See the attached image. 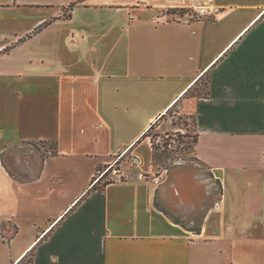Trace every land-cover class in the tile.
Wrapping results in <instances>:
<instances>
[{
	"label": "crops",
	"instance_id": "1",
	"mask_svg": "<svg viewBox=\"0 0 264 264\" xmlns=\"http://www.w3.org/2000/svg\"><path fill=\"white\" fill-rule=\"evenodd\" d=\"M174 107L222 187L199 233L148 179L143 134ZM29 140L57 153L18 179L6 154ZM126 153L125 179L86 193ZM0 264H264V0H0Z\"/></svg>",
	"mask_w": 264,
	"mask_h": 264
},
{
	"label": "rangeland",
	"instance_id": "2",
	"mask_svg": "<svg viewBox=\"0 0 264 264\" xmlns=\"http://www.w3.org/2000/svg\"><path fill=\"white\" fill-rule=\"evenodd\" d=\"M191 10V11H190ZM170 9L168 14L184 15L187 11L195 13L197 9ZM210 15H203L209 17ZM207 78L202 77L197 88H202ZM173 124L174 129L160 127L154 123L146 132L155 154L154 172L148 179L160 182L155 202L172 218L179 220L189 228L198 227L205 211L218 196V184L208 167L200 162L193 152L195 137L193 115H182L176 107L170 109L163 117ZM51 150L49 145L37 141H24L6 154V161L11 174L18 179H27L35 175L40 167L42 155ZM122 155V154H121ZM116 156L101 170V177L96 182L100 186L104 181L125 179L121 164L126 165L129 154ZM131 164V163H130ZM132 166V165H131ZM109 169V170H108ZM120 174V175H119ZM94 175L92 181L98 176ZM161 180V181H160Z\"/></svg>",
	"mask_w": 264,
	"mask_h": 264
},
{
	"label": "trees",
	"instance_id": "3",
	"mask_svg": "<svg viewBox=\"0 0 264 264\" xmlns=\"http://www.w3.org/2000/svg\"><path fill=\"white\" fill-rule=\"evenodd\" d=\"M73 4H70V7L72 8ZM43 24L42 25H39L38 27H36L31 33L27 34L26 37H31L33 34L37 33L38 31H40V29L42 28ZM197 85H193L191 88L188 89V91L185 93L186 95H191V96H198V97H207L209 95V90H208V80H206L204 86L202 88H197ZM153 125V124H152ZM151 125V126H152ZM150 126V127H151ZM149 127V128H150ZM147 136V133L145 132L143 134V137H146ZM197 139L196 135L194 137V140L193 142H195ZM27 142H31V140L27 141ZM37 142L39 143H42V144H48L49 147L51 148V150H49L48 152H46L44 155H42V160L48 156V155H55L57 152H56V142L54 141H50V140H37ZM155 158V154L153 153V160ZM155 164V162H154ZM108 165L104 166V168H107ZM97 170H102V167H98ZM109 170V169H108ZM112 180H109V181H104L102 183V185L100 186L99 184H94L92 185V187H90V189L87 190L86 193L90 192L91 190H98V189H101L103 186L107 185L108 183H111ZM216 183L218 184V191L219 193H221L222 191V187H221V184L220 182L217 180ZM83 198V196L77 200V203L80 202V200ZM155 206L158 207L159 209H161L158 204L155 202ZM165 214H167V212L163 209H161ZM173 222L177 223V224H181L183 227H186L187 229L195 232V233H199L200 232V227H193V228H189L187 227L185 224L181 223L179 220L175 219V218H171Z\"/></svg>",
	"mask_w": 264,
	"mask_h": 264
},
{
	"label": "built area",
	"instance_id": "4",
	"mask_svg": "<svg viewBox=\"0 0 264 264\" xmlns=\"http://www.w3.org/2000/svg\"><path fill=\"white\" fill-rule=\"evenodd\" d=\"M217 12H218V9L217 8H215L213 11H210L209 9H207L205 7H202L201 9L197 10L194 14L193 13H190L188 15V17L190 19L191 18L193 19V18H199V17H201L203 15H207V14H209L210 16L213 17V16H215L217 14ZM98 174L99 175L97 176V178H95L94 181L91 182V184H94L95 182H97L99 180V177H101V175L103 173H98Z\"/></svg>",
	"mask_w": 264,
	"mask_h": 264
}]
</instances>
